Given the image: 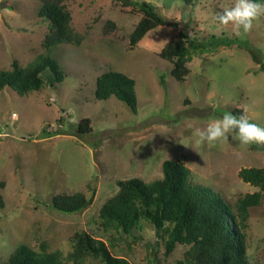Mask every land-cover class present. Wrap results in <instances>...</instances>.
Listing matches in <instances>:
<instances>
[{"label": "rangeland", "instance_id": "374dc122", "mask_svg": "<svg viewBox=\"0 0 264 264\" xmlns=\"http://www.w3.org/2000/svg\"><path fill=\"white\" fill-rule=\"evenodd\" d=\"M70 14L71 31L79 45L51 49L52 69L42 73L38 91L20 95L0 91V264L20 244L38 252L73 250L76 233L102 240L116 257L129 264H148L146 244L159 241L161 264L183 259L177 246L163 255L164 239L140 221L132 237L104 230L99 210L116 194V181L162 177L164 161H180L194 185L219 193L236 211L239 199L259 189L239 176L244 168L264 171V147L243 146L235 133L215 147L195 144V131L225 112L240 110L250 122L264 127V17L243 38L219 25L216 14L234 0H60ZM129 1L150 2L167 21L134 46L129 36L142 18ZM0 70L17 62L25 67L45 54L50 33L47 19L38 15L42 0H0ZM179 33L188 41H230L204 52H191L188 74L172 75L173 63L159 56ZM119 72L134 82L135 109L110 96L95 98L96 80ZM62 78L56 80V74ZM246 110V111H245ZM91 132L78 133L82 119ZM82 193L91 204L80 213L52 209L61 195ZM245 245L254 262L264 264V193L248 210ZM83 264H101L86 258Z\"/></svg>", "mask_w": 264, "mask_h": 264}, {"label": "trees", "instance_id": "16d2710c", "mask_svg": "<svg viewBox=\"0 0 264 264\" xmlns=\"http://www.w3.org/2000/svg\"><path fill=\"white\" fill-rule=\"evenodd\" d=\"M129 2L142 14L129 36V45L134 47L148 31L166 26L167 21L152 3ZM256 2L264 3V0ZM38 15L49 22L50 33L43 42L46 53L25 67L14 61L11 69L0 70V91L9 87L25 95L40 90L44 85L42 73L47 69L53 71V60L49 56L51 49L63 43L79 45V38L70 28V14L60 0H42ZM229 43L221 39L198 43L188 41L185 34L179 33L178 41L166 45L159 56L173 63L171 73L176 80L182 81L189 72L185 65L191 60L192 51L206 52ZM61 78V73H57L55 79ZM110 96L135 109L134 82L126 75L108 71L97 78L95 98L106 100ZM240 112L235 109L232 113L238 116ZM90 132V120L82 119L78 133ZM161 172L160 179L147 183L138 178L116 181L118 191L99 210L103 229L120 230L127 237H132V230L140 228V221H146L154 228L157 239H164V257L170 256L177 246L185 248L183 259L174 264H262L254 262L245 245L248 210L260 204L264 193L262 169L244 168L239 172L243 182L259 190L239 199L236 211L219 193L194 185L190 170L180 161H164ZM4 186L0 180V189ZM91 202L82 193H74L58 196L51 208L62 214H76ZM3 207L4 200L0 194V209ZM73 241V250L65 258L59 251L38 252L20 244L8 256L6 264H83L86 258L98 259L101 264H129L125 258L112 255L102 240L87 233H76ZM158 250V240L154 244H146L148 264H161Z\"/></svg>", "mask_w": 264, "mask_h": 264}, {"label": "clouds", "instance_id": "9594fccd", "mask_svg": "<svg viewBox=\"0 0 264 264\" xmlns=\"http://www.w3.org/2000/svg\"><path fill=\"white\" fill-rule=\"evenodd\" d=\"M261 17H264V3L256 0H234L230 7L216 14L219 25L230 28L237 38L249 34ZM233 133L243 146L264 147V127L250 122L244 114L237 116L231 112H225L222 117L213 119L206 128L197 129L194 133L195 144L215 147L217 143H226ZM0 136H7V132H0Z\"/></svg>", "mask_w": 264, "mask_h": 264}, {"label": "water", "instance_id": "95a60500", "mask_svg": "<svg viewBox=\"0 0 264 264\" xmlns=\"http://www.w3.org/2000/svg\"><path fill=\"white\" fill-rule=\"evenodd\" d=\"M5 6V4L4 3H0V7H4Z\"/></svg>", "mask_w": 264, "mask_h": 264}]
</instances>
